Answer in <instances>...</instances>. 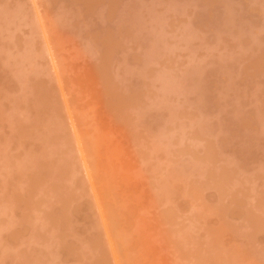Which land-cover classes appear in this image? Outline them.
<instances>
[{
  "label": "rangeland",
  "instance_id": "rangeland-1",
  "mask_svg": "<svg viewBox=\"0 0 264 264\" xmlns=\"http://www.w3.org/2000/svg\"><path fill=\"white\" fill-rule=\"evenodd\" d=\"M0 264H264V0H0Z\"/></svg>",
  "mask_w": 264,
  "mask_h": 264
}]
</instances>
